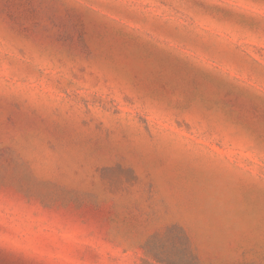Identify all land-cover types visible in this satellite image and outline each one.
<instances>
[{
	"label": "rangeland",
	"instance_id": "1",
	"mask_svg": "<svg viewBox=\"0 0 264 264\" xmlns=\"http://www.w3.org/2000/svg\"><path fill=\"white\" fill-rule=\"evenodd\" d=\"M0 264H264V0H0Z\"/></svg>",
	"mask_w": 264,
	"mask_h": 264
}]
</instances>
